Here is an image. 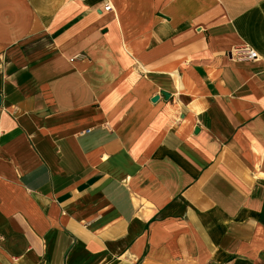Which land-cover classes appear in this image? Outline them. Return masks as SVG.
<instances>
[{"label":"crops","instance_id":"0c3cea01","mask_svg":"<svg viewBox=\"0 0 264 264\" xmlns=\"http://www.w3.org/2000/svg\"><path fill=\"white\" fill-rule=\"evenodd\" d=\"M0 264H264V0H0Z\"/></svg>","mask_w":264,"mask_h":264},{"label":"built area","instance_id":"2783aa9c","mask_svg":"<svg viewBox=\"0 0 264 264\" xmlns=\"http://www.w3.org/2000/svg\"><path fill=\"white\" fill-rule=\"evenodd\" d=\"M112 10V7L110 4H107L105 6V11L110 12ZM234 57L237 60L240 61H253L257 59V54L255 53V51L243 47V48H239L234 52Z\"/></svg>","mask_w":264,"mask_h":264},{"label":"water","instance_id":"95a60500","mask_svg":"<svg viewBox=\"0 0 264 264\" xmlns=\"http://www.w3.org/2000/svg\"><path fill=\"white\" fill-rule=\"evenodd\" d=\"M163 95H164L165 97H168V96H169L167 93H163ZM157 100H158V98H155V99H154L155 102H156Z\"/></svg>","mask_w":264,"mask_h":264}]
</instances>
